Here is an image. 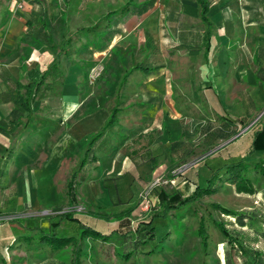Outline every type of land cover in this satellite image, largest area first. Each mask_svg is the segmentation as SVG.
<instances>
[{"label": "rangeland", "instance_id": "374dc122", "mask_svg": "<svg viewBox=\"0 0 264 264\" xmlns=\"http://www.w3.org/2000/svg\"><path fill=\"white\" fill-rule=\"evenodd\" d=\"M35 1L40 2L42 0H10L7 9L3 4L4 2H2L0 21L7 12L10 14L24 13L25 16H28V14L35 15L33 14L35 13L33 10L35 8L34 3H37ZM117 1L122 3L123 0H113V2ZM211 1L213 6L209 15L212 16L213 14L212 19L216 31L212 38V44L214 45L213 57H211V62L208 63H205V59L200 55L201 52L198 51L201 37L199 35L197 37V32L200 30L198 27L201 26L198 25L196 19L197 8L194 0H180L182 8L177 7L176 3L172 5L171 2L170 4L169 2L167 4L166 2L165 4L156 2L155 5L152 3L141 11L137 10L142 16L147 10L152 9L142 18L137 15L138 19H131L130 12L116 24L121 26L128 20L129 24L133 23L136 26L133 31L129 29L130 33L129 31L127 33L129 25L125 27V33L129 35L127 36L128 43L122 42L119 50L126 57L130 53L139 54L144 39H146L149 44H153L155 47L152 52V63L162 65V70L158 72V78L152 80L155 91L157 89V92L161 93L162 101L160 100V102H162V105L158 102L159 106L162 107L154 108V113L149 116V123L141 124L142 139H140L138 145L134 146L136 148L139 145L146 147L148 142L147 137L144 136L154 129H158L152 136V139L155 138L156 141L157 136L160 135L159 120H163L165 115L168 120L177 121L168 124L173 135L177 136L178 134L176 138L177 151L174 148V143V152L169 157L168 163L160 159L145 178L131 181L136 189V199H140V205L135 215L141 218H143V213L149 209H146L144 197L151 187L158 185L170 189L173 187L174 178L179 177L182 181L185 177L188 178L189 174H194L195 181L202 186L204 180L209 176V172L205 167L197 166L201 159L215 152L221 158L242 154L246 150L250 137L249 134H246L247 130L256 122H264V0ZM215 2L217 4H214ZM109 4L104 1V3L82 4L79 6L78 1H73L67 12L69 21L72 19L71 27L95 22L100 13H103L104 10L109 11ZM45 5L48 9L46 10L45 6L44 9L51 14V17L52 14L58 16L63 10L61 4L60 7L58 5L54 7L49 4V0L45 2ZM171 11L172 13H170ZM163 28H167L175 38L174 42L180 44L178 49L174 50L170 48V45L168 46L170 49L166 50L164 48L166 40L165 36L161 35V29ZM56 39L58 42L60 41V35L57 32ZM115 52L118 51L104 52L101 57L96 56L93 64L89 66L90 68L88 67L89 69L82 67L81 82L85 88L82 96L78 94L76 84L66 83V87H68L66 95L73 102L70 105L77 103L80 97H84L79 105V108H81L80 114L97 106H104L103 93L111 92L112 88L104 82V77L109 72L108 65H105L114 60ZM97 66L96 71H101L99 72L100 76L91 83L89 81L90 70ZM141 77L137 72L129 75L126 78L127 83L123 87V93L125 95L131 94L140 85ZM160 80L162 82H159ZM197 86L202 89L205 103L201 99L202 96L195 91ZM185 94L186 96H184ZM188 96L194 105L189 101ZM129 100L132 101V98ZM225 108L231 109L235 114H245L246 112L248 115L250 123L247 128H240L239 135H233L229 126L220 124L224 119L219 122L216 121L217 118L214 119L212 114L218 112L223 115ZM199 111L206 119L210 120V124L199 118L198 115H201L198 113ZM131 120L129 117L125 118L123 123L129 126ZM232 120L238 122L236 117ZM226 122L232 124V121L226 120ZM137 131H139V128ZM161 136V140H163V134ZM240 136H243L242 139H239ZM60 137L61 139L56 138L55 142L62 148L65 147L66 153L64 155L61 153L51 163L47 162V154L44 150V154L35 164L25 168H17L18 166L14 167L13 165L5 167V164L3 165L5 170L0 180V264H34L42 257L50 255L49 251L46 250L29 252L27 249L31 246L24 244L22 246L19 240L12 242L10 238L2 239L10 232L8 220L33 217L41 219L40 225L45 227L47 226V222L44 220L45 216H52L67 210L63 203L62 187L70 168L73 166V158L67 154L69 139L67 137L63 138V135ZM114 137L116 138V136ZM81 142V146L86 144L85 140ZM205 145L212 147V149L207 154L200 155V151L205 148ZM120 151V155H127L131 149L123 148ZM116 165L115 163L114 168ZM25 171L28 176L23 174ZM49 171H54V173L48 175ZM219 188H215L213 194L206 197L207 201L221 203L239 210L256 207L259 213L264 214V201L259 193L246 195L238 194L235 188ZM83 189L80 191L79 186H77L76 192L80 201L85 206H89L90 209H93L96 205L106 206L110 203V197L107 195H101L99 192L95 193L90 187ZM75 209L80 211L83 206L78 205ZM210 210L212 211V209ZM217 215L223 221H233L219 213ZM83 219L88 224L89 221H92L87 218ZM92 223L93 226L98 227L97 221ZM186 223V226L182 224L180 226L183 227L179 226L180 235L185 236L182 247L174 249L169 244L172 247L170 254L155 252L147 256L145 253H140L137 257V264H163L161 258H159L161 256L167 264H200L203 256L199 241L195 236V225L193 226L192 219H189ZM110 229V225L103 224L101 230L109 231ZM210 235L211 244L204 261L208 264H224L223 246L215 243L214 233ZM2 242H11L9 251H2ZM250 243L258 249L264 250V242L259 241L255 244L250 241ZM162 244L160 243L161 246ZM177 249L178 252H176ZM53 256L59 260L68 261L70 252L62 251ZM87 257V261L83 264H101L92 252ZM104 262L105 264H125L121 260L118 262L116 260L114 262L112 260ZM129 264L135 263L130 262Z\"/></svg>", "mask_w": 264, "mask_h": 264}, {"label": "crops", "instance_id": "0c3cea01", "mask_svg": "<svg viewBox=\"0 0 264 264\" xmlns=\"http://www.w3.org/2000/svg\"><path fill=\"white\" fill-rule=\"evenodd\" d=\"M73 1H78L79 6L82 4L104 3L105 1L110 3L109 11L104 10L103 13H100V16L95 22L83 24L78 27H71L72 19L69 21L67 12ZM129 1L123 0L122 3H118V1L113 2V0H70L65 7L62 0H49V4H52L54 7L57 5L60 7V4L63 6V10L58 16L52 14L51 17V14L46 12L48 8L45 2L47 0H42L34 3L35 8L33 10L35 13L33 14L35 15L28 14V16H25L24 13L10 14L9 12L4 14L3 19L0 21V180L7 165L25 168L31 164H35L41 155L44 154V150L46 151L45 154H47L48 163L55 160L61 153L64 155L66 148H62L55 142L56 138L61 139V135H63V138L67 137L69 139L67 154L73 158V166L83 156L87 141L84 146L80 145L82 143L81 141L85 140L89 134L100 129L108 117V112L105 106H97L80 114L81 108H79V105L84 100V97H80L77 103L70 105L73 102L66 95L68 92L66 83L72 82L76 84L78 94L82 96L85 89L81 82V76L83 75L82 67L89 69V66L93 64L96 56L99 55L101 57L104 52L110 53L115 50L118 52L114 53V60L110 64L106 63L105 65H108L107 69L109 72L104 77V82L112 88L111 92L103 93L104 101H113L115 99L114 91L122 79V69H130L136 63H148L151 66H158L159 69L149 75L142 76L140 85L131 94L126 95L127 108L121 111L119 123L113 130L108 132L102 141L95 144L92 161L86 163L80 172V180L82 181L79 187L80 191L84 190L83 188L87 189L90 187L95 193L99 192L101 195L110 197V203L106 206L96 205L94 208H105L121 199L126 200L131 198L134 200L137 194L135 193L136 189L134 184L131 181L145 178L150 174L154 164L160 159L168 163L169 157L174 152V143V148L177 151L176 138L178 134L174 136L168 127V124H173L177 121L168 120L166 115L158 123L160 124V135L157 138H160L158 140L156 138V141L155 138L152 139V136L155 134L154 132L158 131V129H154L144 136L145 138L147 137L146 140L148 142L146 147H143V145H139L137 148L135 147L140 143V139H142L143 131L140 130L141 124L149 123V116L154 113V108L162 107L159 106V102L162 99L161 93L157 92V89L155 91V87L152 85V80L158 78V72L162 70V65L160 63H152V52L155 47L153 44H149L146 39H144L139 54L130 53L126 57L119 50L122 42L128 43L127 36L129 35L127 33L129 29L133 31L136 28L134 26L135 24H129L128 20L123 25L117 26L116 24L121 16L126 17L131 12V19H138L137 15L142 18L143 15L152 11V9H149L142 16L138 12L142 9H138V11L131 10L127 14H123L125 10L122 11L121 9H124L126 3ZM135 2H140V5L145 4L144 9L152 3L155 5L156 2H159V4H165V2L166 4L167 2L170 4L171 2L172 5L176 3L177 7L182 8L180 0H134ZM212 3L211 1V5L213 6ZM214 4L217 3L215 2ZM111 12L113 14L111 16L109 15L111 21L109 27H104L101 24L97 28L92 29V27L98 25L100 20L107 17ZM42 17H45L47 20L49 25L48 31L53 34L55 45L61 42L63 33L74 34L72 46L67 58H64L62 55H57L56 48L53 47L51 40L47 38L49 32L40 28L39 21ZM211 18H213V14ZM196 19L198 20V25L201 26L197 9ZM27 21L31 23V26H27ZM127 25L129 27H127V33H125V27ZM80 28L84 29L80 30ZM198 28L200 30L197 32V37L198 35L201 37L202 28ZM161 30V35L163 34L165 36L167 45L164 48L166 50L170 48L174 50L178 49L180 44L174 42L175 38L168 29L163 28ZM56 32L60 35L59 42L56 39ZM169 45L170 48L168 47ZM198 46V51L201 52V42ZM212 50H214L213 44ZM212 50L209 54V60L213 57ZM200 55L202 56V53ZM53 62H56L62 71V78L59 80L61 83L60 86L51 87L48 90L41 89L42 91L40 90V93L37 94V99L30 103V110L26 112L21 106L24 87L33 80H39L42 73ZM159 82H162V80ZM47 83H53V78L48 77L45 81V84ZM130 98H132V101L129 100ZM189 101L193 104L190 97ZM160 103L162 105V102ZM125 110L126 112H124ZM215 113L220 114L218 112ZM200 114L203 115L202 113ZM244 115L247 119L249 118L246 112ZM128 117L132 120L130 125L126 126L123 122ZM238 118L240 119L242 117ZM138 128L139 131H137ZM234 128L239 130V135L242 126L238 125ZM251 131L252 128H249L246 132L247 135H250L246 149L251 142ZM161 134H163V140H161ZM242 137L240 136L239 139H242ZM123 148H130L131 151L127 155H120L119 152ZM115 163L117 165L114 168ZM53 173L54 171H49L48 175H52ZM23 174L28 176L26 171ZM188 178L196 183L194 174H189ZM177 180L178 178L175 179V181ZM135 213L136 211L134 215ZM87 219L92 220L89 221L88 225L101 233H109L117 228V223H106L91 218ZM93 221L98 222L97 226L99 228L93 226ZM103 224L110 225L111 229L109 231H102Z\"/></svg>", "mask_w": 264, "mask_h": 264}, {"label": "trees", "instance_id": "16d2710c", "mask_svg": "<svg viewBox=\"0 0 264 264\" xmlns=\"http://www.w3.org/2000/svg\"><path fill=\"white\" fill-rule=\"evenodd\" d=\"M69 1L62 0L65 7ZM2 2L7 9L10 0H0V7ZM139 3L130 0L124 9H121L125 10L123 14H127L131 10H143L145 4L140 5ZM195 4L202 28L200 51L205 62L208 63L211 62L209 54L212 50V38L216 31V26L209 15L212 5L210 0H195ZM111 14L113 13L111 12L107 17L101 19L99 24L92 29L101 24L104 27H109ZM123 17L121 16L120 20ZM26 24L31 26L28 21ZM39 25L42 30L48 31L49 25L45 17L40 19ZM83 29L80 28V30ZM73 35V33H63L61 42L57 45H55L53 34L49 32L47 38L56 48L57 55L67 58L74 39ZM158 69V66H151L148 63H136L130 69H122V79L114 91L115 99L113 101L106 100L104 104L108 112L106 121L98 131L85 138L87 144L83 156L74 164L66 178L62 198L67 210L52 216H45L44 220L47 222L45 227L40 225L41 219L33 217L8 220L10 232L2 240L8 238L12 242L19 240L20 245L31 246L27 249L29 252L34 250L36 252L49 251L48 257L44 256L34 264H83L91 252L101 264H105L104 261L107 260L108 262L121 260L125 264L130 262L137 264V257L140 253H145L147 256L155 252L170 254L172 247L169 244L174 249L182 247L185 236L180 235V227L186 226V222L192 219L193 226L195 225V236L202 249L203 259L200 264H208L204 258L207 256L211 244L210 234L213 233L216 238L215 243L223 246L224 264H264V250L258 249L250 243V241L255 244L259 241L264 242V214L259 213L256 207L239 210L206 199L213 194L215 188L220 187L219 189L235 188L238 194L254 195L259 193L264 201V123L256 122L250 127V129L252 128L251 142L242 154L221 158L215 152L201 159L197 166L205 167L209 172V176L204 180L202 186L189 178L185 177L180 181L181 178L176 177L178 180L174 181L173 187L170 189L165 186L153 187L148 194L150 208L143 213V218L134 215L140 205V199H121L105 208L94 209H90L80 201L76 189L82 184L81 170L86 163L92 161L95 144L102 141L108 132L113 130L119 123L121 111L127 108V98L123 93V87L127 83L126 78L134 72L146 76ZM48 77L53 78V83L45 84ZM61 78V68L56 62L51 63L39 80H33L24 87L22 108L28 112L30 103L37 99L39 91L60 86ZM195 89L202 96V89L198 86ZM201 99L203 101V96ZM203 102L205 103V101ZM224 110L223 115L217 113L212 115L214 119L217 118V122L224 119L220 124L229 126L233 135L239 133V130L234 127L241 125L243 128L250 123L243 113L235 114L227 108ZM198 113L200 114V112ZM198 116L210 124L209 119L203 115ZM234 117L238 122L232 120ZM226 120L232 121V124L225 123ZM211 149L212 147L205 145V148L200 151V155L207 154ZM78 205H82L83 209L76 210L75 207ZM217 213L233 221H223ZM84 216L106 223H117V228L109 233H101L89 226L84 221L83 218H86ZM10 243L2 242L3 252L10 250ZM160 243H163L162 246ZM62 251L70 252L68 261L59 260L53 256ZM159 258L163 264H167L162 256Z\"/></svg>", "mask_w": 264, "mask_h": 264}, {"label": "built area", "instance_id": "2783aa9c", "mask_svg": "<svg viewBox=\"0 0 264 264\" xmlns=\"http://www.w3.org/2000/svg\"><path fill=\"white\" fill-rule=\"evenodd\" d=\"M97 68H98V66L97 67H93L91 70H90V75H89V81L91 82V83H93L95 80H97V78L100 76V73L99 72H101V71H99V72H97L96 70H97ZM155 186H158V185H154V187ZM153 187H151V189H152ZM150 189V190H151ZM150 190L148 191V192H146V194H145V197H144V204L146 205V209L147 208H150V201H149V199H148V194H149V192H150ZM148 205V206H147Z\"/></svg>", "mask_w": 264, "mask_h": 264}]
</instances>
